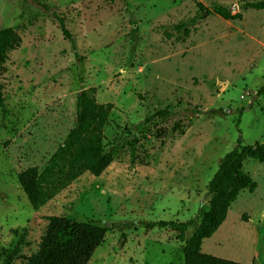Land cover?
Wrapping results in <instances>:
<instances>
[{"label":"rangeland","instance_id":"obj_1","mask_svg":"<svg viewBox=\"0 0 264 264\" xmlns=\"http://www.w3.org/2000/svg\"><path fill=\"white\" fill-rule=\"evenodd\" d=\"M37 1L0 0V28L21 37L0 75V247H17L12 264H27L47 217L67 216L107 227L87 264H184L177 232L142 222L193 218L187 239L223 155L237 140L264 144V9L243 5L264 0ZM90 87L113 104L103 127L113 161L33 209L17 174L46 165ZM243 170L255 190L239 192L201 251L264 264V163L245 158Z\"/></svg>","mask_w":264,"mask_h":264},{"label":"trees","instance_id":"obj_2","mask_svg":"<svg viewBox=\"0 0 264 264\" xmlns=\"http://www.w3.org/2000/svg\"><path fill=\"white\" fill-rule=\"evenodd\" d=\"M39 5L47 9L45 4L39 2ZM243 5L245 8L264 9V1L245 2ZM198 7L201 11L215 13L224 19L241 18L240 13L232 16L228 7L214 6L210 11L201 4ZM58 20L64 37L72 41L63 20ZM20 44L21 37L13 28H0V75L6 70L9 53ZM95 91L94 87H90L77 95L75 125L46 165L43 168L31 165L17 174L18 183L33 209L44 205L86 172L95 177L99 176L113 161L112 155L105 151L103 144V127L113 104L97 102ZM257 92L264 94V82ZM4 108L5 98L3 86L0 84V109ZM156 115L163 118L167 112L162 110ZM245 158L264 163V144L255 142L252 145H241L237 140L236 146L223 155L207 183L210 194L208 209L202 213L200 222L187 239L185 232L194 224L193 218L186 221H144L142 225L149 229L168 227L175 230L177 238L184 242V264H241L203 253L201 245L224 222L228 209L239 192L243 189L249 192L255 190V181L243 170ZM47 221L37 250L26 258L27 264H87L107 231L105 225L67 216L51 215L47 217ZM0 255L3 264H12L18 257V249L0 247Z\"/></svg>","mask_w":264,"mask_h":264}]
</instances>
